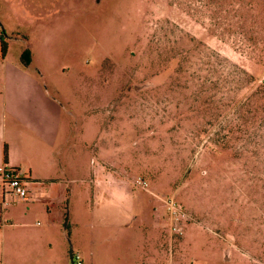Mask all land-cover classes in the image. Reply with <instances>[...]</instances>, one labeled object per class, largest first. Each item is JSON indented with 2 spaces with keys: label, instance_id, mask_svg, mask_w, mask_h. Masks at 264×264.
Listing matches in <instances>:
<instances>
[{
  "label": "rangeland",
  "instance_id": "obj_1",
  "mask_svg": "<svg viewBox=\"0 0 264 264\" xmlns=\"http://www.w3.org/2000/svg\"><path fill=\"white\" fill-rule=\"evenodd\" d=\"M1 38V99L35 75L64 123L14 166L70 190L64 250L7 236L0 264H264V0H0Z\"/></svg>",
  "mask_w": 264,
  "mask_h": 264
},
{
  "label": "crops",
  "instance_id": "obj_2",
  "mask_svg": "<svg viewBox=\"0 0 264 264\" xmlns=\"http://www.w3.org/2000/svg\"><path fill=\"white\" fill-rule=\"evenodd\" d=\"M17 7H14L16 9ZM5 58V57H3ZM12 87L13 82H10ZM11 91V90H10ZM7 91L4 97H0V112L6 115L8 111L14 117L15 141L6 143L8 135V124L5 121L3 125L2 144L0 143V165L8 162L12 165H18L19 160L15 156L17 150L31 149L29 136L31 132L42 134L46 138L52 133L54 127L63 128V116L59 106H55L53 96L45 90L39 82L37 76H29V83L26 84V90H16L13 87L12 92ZM5 147L8 150V159L5 161ZM49 147L54 148V143L49 140ZM30 177L33 173L41 176L34 167L29 168ZM32 194L29 199L9 204L4 210L0 206V247L3 243V257L6 249L7 236L10 238L19 237L27 240L29 243L26 253H45L53 254L64 250L63 233L65 228L61 224L66 220L69 209V186L62 179H33ZM106 181L108 187H114L111 195L115 200L120 199L124 204V198L128 197V182H119L116 178L109 177L106 180L98 179V185ZM95 188V187H94ZM96 189V188H95ZM102 189V188H99ZM105 189V188H104ZM75 188L71 189L72 194ZM109 192V191H108ZM132 199V194H130ZM44 220V224L37 227L36 220ZM39 224V223H38ZM130 223L122 222L117 225L107 226L115 227L119 230L127 229ZM35 228H34V227ZM66 227V225H65ZM102 227V226H101ZM33 228V229H32ZM98 240L94 242L97 243ZM58 245V247H57ZM48 249V250H47ZM94 251L99 254H106V250L101 247H94Z\"/></svg>",
  "mask_w": 264,
  "mask_h": 264
},
{
  "label": "built area",
  "instance_id": "obj_3",
  "mask_svg": "<svg viewBox=\"0 0 264 264\" xmlns=\"http://www.w3.org/2000/svg\"><path fill=\"white\" fill-rule=\"evenodd\" d=\"M138 183L145 184L141 178ZM32 184L29 172L24 169L4 163L0 165V206L4 210L11 203L24 201L32 194ZM170 219V231L173 235L182 234L184 222L190 219L189 214L174 196L167 200ZM79 258V255H77Z\"/></svg>",
  "mask_w": 264,
  "mask_h": 264
},
{
  "label": "trees",
  "instance_id": "obj_4",
  "mask_svg": "<svg viewBox=\"0 0 264 264\" xmlns=\"http://www.w3.org/2000/svg\"><path fill=\"white\" fill-rule=\"evenodd\" d=\"M0 46H1V55L2 57H5L7 53V49H8V44L3 38L0 39ZM7 159H8V150H7V147H5V161H7ZM5 163H8V162H5Z\"/></svg>",
  "mask_w": 264,
  "mask_h": 264
}]
</instances>
